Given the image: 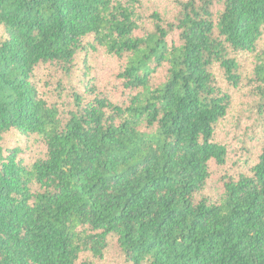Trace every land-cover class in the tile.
<instances>
[{"label": "trees", "instance_id": "1", "mask_svg": "<svg viewBox=\"0 0 264 264\" xmlns=\"http://www.w3.org/2000/svg\"><path fill=\"white\" fill-rule=\"evenodd\" d=\"M231 122L251 151L232 167ZM112 245L125 264H264V0H0V264Z\"/></svg>", "mask_w": 264, "mask_h": 264}, {"label": "rangeland", "instance_id": "2", "mask_svg": "<svg viewBox=\"0 0 264 264\" xmlns=\"http://www.w3.org/2000/svg\"><path fill=\"white\" fill-rule=\"evenodd\" d=\"M142 5H143V10H149V11H160V12H167L169 10H172L175 8L176 4H178L182 0H140ZM96 60L90 61V64L92 66V74L94 77L97 78V75L101 73L102 77H106V73L109 72L108 62H104L101 57L96 56ZM107 69V70H106ZM46 74V71L45 73ZM54 77V76H53ZM51 77V79H53ZM239 123H243V119L238 121ZM239 129L240 127L237 126V124H234V122H231L230 125L225 123L224 127L221 129L220 135L221 138L223 139L224 142H227L228 144L231 145V150H234L235 147L237 146L241 147L240 152H236L238 154L232 155L231 160H230V167L232 165H235L237 162V157L238 156H246L249 155L250 151V143L248 138H244L243 134L240 132V134L237 133L236 128ZM239 143V144H238ZM232 170V168H230ZM219 172H222L220 169ZM206 193L208 195H211L213 197L219 195L221 193V184H220V173L215 174L206 189ZM99 264H125L122 256L120 255L119 251L117 248H115L113 245L111 248L108 250L105 259L101 262H98Z\"/></svg>", "mask_w": 264, "mask_h": 264}]
</instances>
